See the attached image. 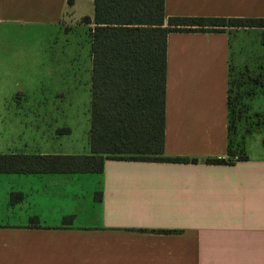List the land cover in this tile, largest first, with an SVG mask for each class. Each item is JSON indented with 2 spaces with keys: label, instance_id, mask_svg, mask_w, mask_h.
I'll list each match as a JSON object with an SVG mask.
<instances>
[{
  "label": "crops",
  "instance_id": "crops-1",
  "mask_svg": "<svg viewBox=\"0 0 264 264\" xmlns=\"http://www.w3.org/2000/svg\"><path fill=\"white\" fill-rule=\"evenodd\" d=\"M90 2L0 0V90L29 96L42 80L39 91L64 101V109L90 111ZM163 11L259 18L264 0H164ZM85 15L90 22L81 20ZM82 28H88L87 61L80 59ZM254 28L260 27L167 34L164 152L197 161L108 158L101 172L0 173V264H264V155L247 152L246 136V158L203 161L225 155L229 146L230 33ZM20 35L46 42L23 45L21 57ZM36 52L38 63L29 58ZM27 112L23 124L13 118L5 124L0 111V153L90 151L89 130L86 151H63L72 129L50 127L40 111ZM11 141L23 148L10 149ZM94 177L101 198H88L85 216L77 205L90 192L85 181ZM11 191L23 197L9 204ZM9 213L15 221H2ZM33 213L41 227L25 226ZM71 213L73 222L63 226ZM161 229L171 231H155Z\"/></svg>",
  "mask_w": 264,
  "mask_h": 264
},
{
  "label": "trees",
  "instance_id": "trees-1",
  "mask_svg": "<svg viewBox=\"0 0 264 264\" xmlns=\"http://www.w3.org/2000/svg\"><path fill=\"white\" fill-rule=\"evenodd\" d=\"M163 1L93 0L90 151L82 154L0 153V173L101 172L108 158L197 161L196 157L170 156L164 152L167 34L172 31L220 32L228 27L253 26L260 27L264 33V17L165 16ZM81 20L91 21L87 15ZM251 80L253 85L259 81L258 77ZM244 92L249 91L231 95L228 74L229 134L240 119L241 108L236 106L241 104ZM244 139L241 147L234 149L229 138L225 155L204 157L203 161L228 163L246 158ZM9 195L10 203L23 197L20 191H11ZM98 197L101 198L100 191ZM74 217V213L64 215L63 226L71 224ZM25 226L41 227V224L38 217L33 216Z\"/></svg>",
  "mask_w": 264,
  "mask_h": 264
},
{
  "label": "rangeland",
  "instance_id": "rangeland-1",
  "mask_svg": "<svg viewBox=\"0 0 264 264\" xmlns=\"http://www.w3.org/2000/svg\"><path fill=\"white\" fill-rule=\"evenodd\" d=\"M92 6V2H90ZM87 10L85 4L84 7ZM88 9L92 10L91 7ZM88 28H82V50L83 56L80 59L87 61V52H88ZM61 37H65L64 35ZM68 37V36H67ZM71 40H68V42ZM46 42L43 36H36L35 38H26L23 35L18 36L17 44L21 47L20 56L24 57L25 53L22 51L23 45L33 44L35 46H43ZM65 42V41H64ZM54 43H56L54 41ZM230 43L231 51L233 56L238 55L237 50L239 48L242 51V54L238 55L236 59H231L230 69H229V80L231 87V95H234L237 91H246L244 92L243 97H241V104L236 106L237 109H240V119L233 124V127L230 130L229 138L231 147L238 149L241 147V143L245 136L246 138V149L247 152L251 155L262 156L264 155V33L260 28H254L251 30H240L238 32L230 33ZM263 43V44H262ZM38 49V48H36ZM38 63L41 61L40 53L36 52L30 54V59H35ZM24 72L27 69L21 68ZM23 75H21L22 77ZM259 79L256 84H251V79ZM38 80V78L36 79ZM40 80V79H39ZM42 81V80H41ZM41 81L34 84L35 93L26 95L28 93L15 92L11 91H1L0 90V111L5 116V124L12 123V118L16 123L23 124V121L26 120V116L29 112L27 111H40V117L42 119L46 118L48 126H69L72 131L68 135V142L66 147H62L63 151H80L84 152L88 149L87 145V135L89 130V111L86 109V106L82 108L78 107L77 110L74 109H64L61 104L64 101L55 100L49 94L39 91L41 87ZM4 97V98H3ZM47 114V115H46ZM46 115V116H45ZM25 119V120H24ZM250 129V132L247 130ZM81 145V142H83ZM9 148L18 150L17 148H23L20 144H14L12 141L9 143ZM26 148V147H25ZM96 177L91 178V180L85 181V191H90L84 196L80 197L79 203L77 205L78 212L80 214L85 211L84 204L91 197L92 201H97L99 191H97ZM90 187V188H89ZM89 188V190H86ZM10 195L8 194V202ZM9 204H12L9 202ZM81 210H83L81 212ZM9 216L2 217L4 222H13L15 218L13 214L9 213ZM39 214L33 213L28 216V222L31 220V217L37 216L39 222L41 219L38 216Z\"/></svg>",
  "mask_w": 264,
  "mask_h": 264
}]
</instances>
